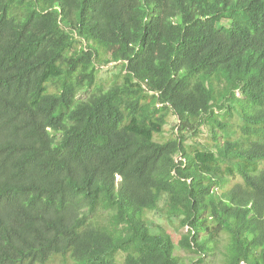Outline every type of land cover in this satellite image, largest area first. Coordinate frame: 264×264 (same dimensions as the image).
Segmentation results:
<instances>
[{
  "label": "trees",
  "instance_id": "obj_1",
  "mask_svg": "<svg viewBox=\"0 0 264 264\" xmlns=\"http://www.w3.org/2000/svg\"><path fill=\"white\" fill-rule=\"evenodd\" d=\"M54 258L264 264V0H0V264Z\"/></svg>",
  "mask_w": 264,
  "mask_h": 264
},
{
  "label": "rangeland",
  "instance_id": "obj_2",
  "mask_svg": "<svg viewBox=\"0 0 264 264\" xmlns=\"http://www.w3.org/2000/svg\"><path fill=\"white\" fill-rule=\"evenodd\" d=\"M117 72V70L113 67H111V65H108L107 67L103 68L100 70L99 74H98V83L101 82L104 85H108L113 79H114V74ZM84 93H82L79 98H84ZM176 125V117H170L163 134L156 136V139L158 140H166L169 137L174 136V126ZM189 142H192V139H190V134H189ZM149 218L151 219V228L155 231V232H159L156 226H160L163 230H166V233L171 234L172 239L175 240V238L177 237V233H181L184 232L183 229H180L179 231H177V221H169L166 217H159L157 215H153L149 214ZM48 264H61L60 259H56L54 258L50 263Z\"/></svg>",
  "mask_w": 264,
  "mask_h": 264
}]
</instances>
